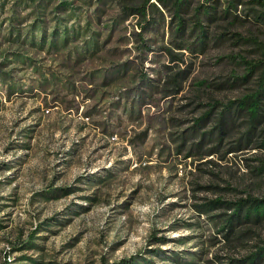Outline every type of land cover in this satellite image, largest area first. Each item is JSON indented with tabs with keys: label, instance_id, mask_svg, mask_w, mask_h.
<instances>
[{
	"label": "rangeland",
	"instance_id": "obj_1",
	"mask_svg": "<svg viewBox=\"0 0 264 264\" xmlns=\"http://www.w3.org/2000/svg\"><path fill=\"white\" fill-rule=\"evenodd\" d=\"M201 1L181 35L141 1L0 0V264H228L264 246V218L228 207L264 198V99L259 122L217 131L259 88L264 21L256 0L209 2L211 19Z\"/></svg>",
	"mask_w": 264,
	"mask_h": 264
},
{
	"label": "trees",
	"instance_id": "obj_2",
	"mask_svg": "<svg viewBox=\"0 0 264 264\" xmlns=\"http://www.w3.org/2000/svg\"><path fill=\"white\" fill-rule=\"evenodd\" d=\"M134 1H141V6L138 8H132V13H140L143 15H146V11L148 8L152 7L157 10H160V7L171 11H173V16L175 17L176 23H175V29L178 34L185 35L184 29L186 27L187 19L183 17V13L186 11L189 12L190 7L195 5L194 0H156V2H153L152 0H134ZM219 0H203L199 2L195 9L198 12H202L205 14V16L208 19L212 18L211 14V5L208 4L209 2H218ZM235 5L242 4L243 0H234ZM256 5L260 7L261 15L260 18L264 21V0H256L254 2ZM230 13V9L225 10ZM192 18H190L191 20ZM206 25L202 24L199 20H196L192 28L190 30L189 35H192L193 33H198L196 35L197 40L200 39L201 43L204 44L205 40L202 36L205 37L206 35ZM263 99H264V72L261 74L260 84L259 88L251 95L246 96L242 99L231 101L226 106L225 109L221 112L218 121V135L222 134L224 131V128L231 127L235 121L236 116H241L243 113H245L248 117H250V122H259L260 118V111L262 109L263 105ZM210 112H207L204 116L199 117L197 119V124L193 126L191 129L193 134L198 133V130L196 126L199 124V127H202L205 121L209 118ZM189 129V130H191ZM188 130V131H189ZM216 131V132H217ZM213 134V131L209 133V138ZM207 133H204L202 136L201 142H199L197 145L200 146L203 142H205ZM220 137V136H219ZM228 207H235L236 212L234 214V219H236L238 222L241 221L242 218L244 219H250V218H264V198H242L239 201L231 202ZM243 221V219H242ZM230 231L233 230V224L230 223ZM261 264L264 262V246L260 247L258 251L253 252L251 255L240 259L236 261H230L228 264Z\"/></svg>",
	"mask_w": 264,
	"mask_h": 264
}]
</instances>
